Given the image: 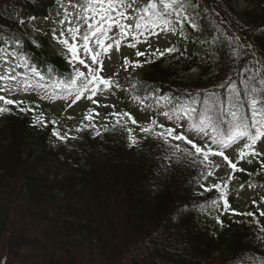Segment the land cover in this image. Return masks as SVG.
<instances>
[{"label": "trees", "instance_id": "16d2710c", "mask_svg": "<svg viewBox=\"0 0 264 264\" xmlns=\"http://www.w3.org/2000/svg\"><path fill=\"white\" fill-rule=\"evenodd\" d=\"M184 1L194 7L197 27L180 24L175 14L167 16L169 27L192 44L212 40L216 59H203L182 43L174 44L185 52L179 59L178 53L141 57L138 75L119 78L124 100L140 96L153 104L160 98L167 103L163 111L195 109L188 128L210 116L225 131L234 123L232 111L251 117L247 93L256 87L257 109L264 113L257 74L264 72V0ZM31 16L53 22L66 10L57 0H0V48L24 60L25 76L34 71L49 89L72 87L65 59L25 37L19 21ZM190 70L194 75L185 77ZM229 80L240 93L236 108ZM9 107L0 115V264H264V217L255 206L245 212H257L259 224L226 216L222 202L211 207L218 192L199 196L205 166L176 162L171 145L187 147L182 141L150 137L130 148L126 132H104L102 125L101 136L85 131L67 145L54 144L50 127L32 126L33 112ZM246 166L249 183L264 184L260 161Z\"/></svg>", "mask_w": 264, "mask_h": 264}, {"label": "snow or ice", "instance_id": "6c2138e0", "mask_svg": "<svg viewBox=\"0 0 264 264\" xmlns=\"http://www.w3.org/2000/svg\"><path fill=\"white\" fill-rule=\"evenodd\" d=\"M72 3V15H66L64 20H58L59 25L63 27L58 30L52 31V38L60 45H63L70 54L71 60L77 62V66L73 67L74 76L71 79V86L74 91H69L70 102L68 108L71 109L82 99L91 101L95 107L89 108L83 115L79 124L75 127L77 135H72L73 129L65 128L63 131L60 127V122L57 119L43 118V113L34 116L32 121L33 127H40L42 129L50 127L51 137L53 143L67 145L70 140L80 139L79 134L85 131L90 132L94 137L102 135L101 126L96 123V119L100 113L96 110L99 107H112L115 105L103 104L97 98L98 95L104 92H111L115 95L114 89L120 88L118 79L119 71L113 70L111 76L102 75L104 71V60L101 59V54L111 53L113 50L119 52L121 45L125 42L127 47L137 49V43H146L149 49H152V42L149 40H142L143 32H135V29H143L148 32L150 36L157 39L163 33L171 31L176 33L175 26L170 25L167 19L168 15L175 14L177 16H184L185 8L181 0H147V3L141 7L140 0H69ZM195 11V9H193ZM93 13V15H88ZM140 13H143L141 15ZM36 18L32 17L31 22L35 27ZM127 21V23H125ZM159 22V23H158ZM24 24V20L19 21ZM193 28L197 25L193 24ZM160 28L161 32L152 31V29ZM37 32L40 29H36ZM182 35V33H181ZM133 39L136 42H133ZM238 42L241 37L235 38ZM93 43L96 45L93 48ZM84 53L88 59L81 56ZM179 54L177 59L185 55L184 51L176 46H169L160 50L159 48L152 49V54L155 57H164L166 55ZM148 55L145 51L136 50L135 56L137 58ZM111 62V57L107 56ZM150 63L151 61H145ZM138 59L132 60L129 57H123L121 69L128 72L129 68L142 67ZM248 69H245L247 72ZM8 72H14V69L9 67ZM260 79L258 83L264 85V72L257 70ZM255 79V78H253ZM7 80V85L0 87V115L11 111L9 106H15L20 112H35V108L24 107V100L14 99L12 96L17 92L24 91L29 85L27 81H18L16 75H0V81ZM227 87L230 89V103L233 108H236L239 103L240 93L237 91V86L229 80ZM259 91L256 87H251L248 90V95L251 101V117H241L237 111H232L233 125L230 129L221 131L215 124L210 116H205L199 124L192 125V131L200 137L201 142L197 143L195 139L189 138L183 131L177 132V128H183L184 117L190 116L191 112L195 109H182V114H177L175 111H164L162 115L167 120H176V127L166 126L159 123L157 119L152 118L148 121L146 126H140L139 122L128 112L113 111L108 114L104 119L114 118V123L111 127L104 124L103 131L115 132L118 129L126 132V139L128 147H137L141 140L134 135L133 129L128 126V121L132 125H137L139 132L143 133V139L147 140L150 137L161 140L165 143L171 144V141H182L187 146L181 148L179 144H172L171 147L175 149L174 155L177 156L176 162L180 163L182 160L188 159L195 163L199 160L200 164L205 166V171L202 172V177L205 181L215 173L211 169H220L221 165L215 163L210 157H219L228 166L230 172L227 180L219 181L208 185L207 183H199L197 181L200 192L197 194L203 196L205 193L216 191L219 193L217 199L211 200V207H221L224 211H230L234 216H245L253 218L251 222L259 224L260 220L257 218L264 217V208L259 205L264 203V197L258 202L253 199L252 205L257 208V212H238L231 207L228 200L227 189L231 180L234 178L235 173L245 172L244 168L239 167L241 161H246L251 164L253 159H260V168L264 170V152L258 151V143L264 141V119H260L261 113L257 109L260 103L253 95ZM107 99V97H104ZM139 104L144 105L145 101L140 96L134 97ZM68 120L74 119L72 116L66 117ZM251 120V123L248 121ZM123 121V122H122ZM211 128V132L208 129ZM159 129V130H157ZM237 141L242 143V147L238 148L235 161L226 154L227 150L231 149ZM251 157V159H249ZM171 161L172 157H165ZM249 176L253 173H248ZM249 188L255 189L256 185L248 184ZM240 188L243 189L244 185L241 184ZM216 223L224 226L223 220L219 215L215 216ZM260 232H264V227L260 228ZM264 241V237H259Z\"/></svg>", "mask_w": 264, "mask_h": 264}, {"label": "rangeland", "instance_id": "374dc122", "mask_svg": "<svg viewBox=\"0 0 264 264\" xmlns=\"http://www.w3.org/2000/svg\"><path fill=\"white\" fill-rule=\"evenodd\" d=\"M61 4L66 6L67 15H72V3L69 0H57ZM184 4L185 13L184 16H177L176 19L181 23L190 21V24H196L197 17H195V11H193L194 7L188 5L184 0H181ZM83 3V0H81ZM147 3V0H140V5L143 7ZM143 15V13H140ZM88 15H93V13H88ZM65 19V18H64ZM61 19V20H64ZM58 21V20H57ZM56 22H48L47 19L44 18H36L35 27L31 22V18L22 24V27L25 32L26 38L31 40L36 45H41L46 48V50L50 54H59L62 55L65 60L67 66L72 70L73 67L77 66L76 61H72L70 54L68 53L67 49L63 46L58 44L52 38V31L58 30L59 28L63 27V25H59ZM127 23V21H125ZM159 23V22H158ZM40 29L39 32L36 29ZM155 32H161L160 28L152 29ZM135 32H143L142 40H149L152 42V49L159 48L160 50L167 46H173L175 43L183 45L184 49L190 50L196 53L199 57L203 59H216V54L214 53L213 49V41L212 40H203V41H196L194 44L192 42L185 40L180 31L176 30V33L173 34L171 31L167 33L161 34L159 39L154 36H150L148 32H144L143 29H135ZM133 42H136L133 39ZM126 43L121 45L120 51L117 52L113 50L111 53L108 54H101V59L104 60V71L102 75L111 76L113 70L119 71V76L123 77L129 74H138L139 67L136 68H129L128 72H125L121 69V64L123 63V57H129L132 60H136L135 56L136 50L145 51L148 55L152 54V49H149L148 45L143 42L137 43V49H133L131 47H127ZM93 48L96 45L93 43ZM1 59L0 61V75H16L18 81H27L28 87L24 91L17 92L12 96L14 99H22L24 103L32 105L35 108L34 116L43 113V118L52 119L55 117L60 122L61 130L63 131L65 128L73 129L72 135L75 134V127L79 124L80 119H82L83 115L89 108L95 107L91 104V101L87 99H82L76 105H74L71 109L68 108V103L70 102V97L68 95L69 91H74V88H70L69 90H64L59 87H55L54 90H49L46 86L40 85L36 80H28L23 75V60L16 57L12 52H9L5 49L1 51ZM82 58L88 59V57L81 53ZM107 56L111 57V62L107 59ZM9 67L14 69V72H8ZM195 70H190L187 73H184L185 77L193 76ZM74 73V72H73ZM7 80L0 81V87L7 85ZM115 95H112L111 92H104L101 95H98V99L100 100L101 105L108 104V105H115V109L112 107H99L96 110L100 113V116L96 119L98 125H102L107 120L104 118L108 116L109 113L113 111H125L127 110L138 122L140 126H146L148 121L152 118L158 120L159 123H163L166 126L176 127L177 121H169L162 115L164 112V108L166 107L167 103L162 100L158 99L154 104H150L145 102L144 105L139 104V102L134 103L133 101H128L127 103L124 102L123 94L124 90L119 88L114 89ZM104 97H107L105 99ZM1 105V104H0ZM177 114H182L181 112ZM72 116L74 119L68 120L66 117ZM183 128H177V132L183 131L185 135L189 138L195 139L197 143H200V137L196 134V132L192 131L191 128L186 126L187 117H184L183 121ZM134 126V133L135 135L140 138L144 136L143 133L139 132V128L137 125ZM184 143V142H183ZM68 144V143H67ZM242 147V143L237 141L236 144L229 150H227L226 154L229 155L234 161L237 156L238 148ZM258 151L264 152V141L258 143ZM217 161L218 164L221 165L220 169L214 170V175L209 177L206 183L208 185L227 180V176L230 172L228 166L222 161L219 157H212ZM251 159V157H249ZM259 159H253V161H257ZM246 161H241L239 167L244 168L247 171ZM245 172H237L234 175V178L231 180L229 184V203L231 207L238 212H243L247 207L251 206L252 198L259 194L264 193V184L258 185L253 188L248 187V179L247 174ZM243 184L244 188L241 189L240 185ZM253 201V200H252ZM226 214L231 215L230 211H226Z\"/></svg>", "mask_w": 264, "mask_h": 264}]
</instances>
